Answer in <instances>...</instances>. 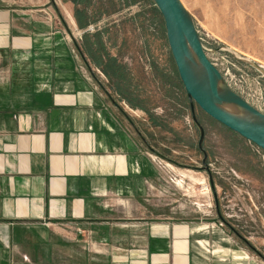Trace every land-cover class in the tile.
<instances>
[{"label":"crops","instance_id":"obj_1","mask_svg":"<svg viewBox=\"0 0 264 264\" xmlns=\"http://www.w3.org/2000/svg\"><path fill=\"white\" fill-rule=\"evenodd\" d=\"M89 10L0 0V264H252L218 222L160 208Z\"/></svg>","mask_w":264,"mask_h":264},{"label":"rangeland","instance_id":"obj_2","mask_svg":"<svg viewBox=\"0 0 264 264\" xmlns=\"http://www.w3.org/2000/svg\"><path fill=\"white\" fill-rule=\"evenodd\" d=\"M72 1L90 8L88 35L99 34L119 66L107 61L100 78L157 159L155 196L171 199L160 208L218 222L264 264V150L195 105L201 144L154 0ZM181 1L226 85L264 114V0Z\"/></svg>","mask_w":264,"mask_h":264},{"label":"water","instance_id":"obj_3","mask_svg":"<svg viewBox=\"0 0 264 264\" xmlns=\"http://www.w3.org/2000/svg\"><path fill=\"white\" fill-rule=\"evenodd\" d=\"M163 17L168 44L176 64L180 81L191 106L194 122L199 125L195 105L206 115L245 140L264 150V114L235 94L225 83L218 69L210 62L202 44L196 24L180 0H154ZM189 46L196 60L193 59ZM223 85L224 97H216V83ZM221 102L234 104L245 116H230L220 106Z\"/></svg>","mask_w":264,"mask_h":264},{"label":"bare ground","instance_id":"obj_4","mask_svg":"<svg viewBox=\"0 0 264 264\" xmlns=\"http://www.w3.org/2000/svg\"><path fill=\"white\" fill-rule=\"evenodd\" d=\"M181 3H182V1H181ZM183 7L186 9V7L184 6V4H183ZM189 49H190V53H191L193 59L196 60L195 55H194V52H193V50H192V48L190 46H189ZM224 93L225 92H224V89H223V85L220 84L219 82H217L216 83V97L220 100L221 98L224 97ZM220 106L225 111V113L228 114V115H230V116H245L246 115V113L242 109H240L238 106H236L234 104H229V103H226V102H221Z\"/></svg>","mask_w":264,"mask_h":264},{"label":"trees","instance_id":"obj_5","mask_svg":"<svg viewBox=\"0 0 264 264\" xmlns=\"http://www.w3.org/2000/svg\"><path fill=\"white\" fill-rule=\"evenodd\" d=\"M246 243H247V242H246ZM247 245H248L249 247H251L249 243H247Z\"/></svg>","mask_w":264,"mask_h":264}]
</instances>
